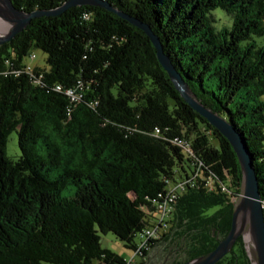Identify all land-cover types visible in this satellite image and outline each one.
Masks as SVG:
<instances>
[{
	"label": "trees",
	"instance_id": "1",
	"mask_svg": "<svg viewBox=\"0 0 264 264\" xmlns=\"http://www.w3.org/2000/svg\"><path fill=\"white\" fill-rule=\"evenodd\" d=\"M66 1L12 0L26 13ZM104 1L149 25L202 105L243 135L264 203V46L253 38H264V0ZM217 9L231 28L217 30ZM34 50L45 52L48 69L25 63ZM157 56L145 32L90 6L35 19L0 46V264H126L100 235L112 233L135 252L169 182L199 169L230 194L182 193L170 233L142 253L177 238L186 258L174 264H181L228 235L242 189L239 159L188 106ZM13 133L17 161L7 156ZM249 261L240 238L218 264Z\"/></svg>",
	"mask_w": 264,
	"mask_h": 264
},
{
	"label": "water",
	"instance_id": "2",
	"mask_svg": "<svg viewBox=\"0 0 264 264\" xmlns=\"http://www.w3.org/2000/svg\"><path fill=\"white\" fill-rule=\"evenodd\" d=\"M84 6L104 8V10L118 15L119 18L130 22L132 26L145 32L157 51L160 65L174 83L177 92L186 100L185 102L188 106L199 113L202 118L206 119L230 141L231 147L239 159L243 174L242 189L240 196L234 203L231 231L213 252L211 251L205 256L197 257L184 264H218L232 252L240 238L245 244L250 264H264V207L259 190L258 171L254 167V158L247 147L248 144L231 122L202 105L189 88V84L176 69L172 60L165 53L160 37L152 31L149 25L119 11V9L104 0H68L63 6L55 10H40L33 13L17 10L12 0H0V20L8 27L5 33L0 31V46L21 34L35 19L58 17L72 8ZM168 244L169 241L161 248H154L149 254L147 264H171V259L175 252L171 256L170 252L174 244L166 250Z\"/></svg>",
	"mask_w": 264,
	"mask_h": 264
},
{
	"label": "built area",
	"instance_id": "3",
	"mask_svg": "<svg viewBox=\"0 0 264 264\" xmlns=\"http://www.w3.org/2000/svg\"><path fill=\"white\" fill-rule=\"evenodd\" d=\"M35 58V57H33ZM29 70V68H28ZM0 74L1 70H0ZM60 90V88H58ZM69 95H75L72 91L67 92ZM160 131L156 130V134L159 135ZM176 145L186 150L188 153L193 154L191 148L188 146L187 141H183L181 139H177L175 141ZM217 185L215 183V179L212 177L202 178L200 169L197 173L192 175L187 180H180L177 183L169 182L170 187L168 191L164 194L159 196L160 201H155L156 204V211L150 212L149 217L151 219V226L143 231L140 234V244H138V248L135 252H132L133 256L130 259L125 258L126 264H136L137 260H143L144 257L142 251L149 250V245L153 242L161 241L163 236L166 234L168 230L171 229V225L169 222L173 220V216L176 211L177 202L182 195V193L186 192L189 189H197V188H204L208 191L217 193L218 191L222 193H229V187L226 184H223L216 179ZM238 198H235L234 201L236 202ZM264 207V203L262 204Z\"/></svg>",
	"mask_w": 264,
	"mask_h": 264
},
{
	"label": "rangeland",
	"instance_id": "4",
	"mask_svg": "<svg viewBox=\"0 0 264 264\" xmlns=\"http://www.w3.org/2000/svg\"><path fill=\"white\" fill-rule=\"evenodd\" d=\"M213 14H214L213 17L216 20L214 25L217 27V30L220 31V30L224 29L225 27L231 28L232 20L230 19V16H229V14L226 11L217 9V10L214 11ZM253 38H254V41H256L257 44H259V46H261V45L264 46V38L255 37V36ZM246 44L247 43H244L242 45H246ZM32 55H35L36 59L32 60L30 58V56H28L25 59V63L26 64H28V65H30L32 67H38L39 66V67L45 68V69L49 68V66L47 64V56L45 55V52H43L42 50H34ZM18 139H19V136L16 133H13L11 135L10 139L8 140L7 156L10 157L11 159H13V161L19 160V158L21 157V154H22L21 150H20V147H19ZM54 176L55 175L53 174V177ZM70 190L66 192V195H70V194L72 195L74 193V189L73 188H70ZM169 233H170V230H168L166 232V234H169ZM100 236H101V239H102L101 245H102V247L104 249H109V250H111V252H113L115 254H118L120 256L126 257V259L132 258V256H133L132 252L127 250L124 247L123 242L120 241L119 239H117L112 233H108L106 235L101 234ZM174 239H175L176 242L168 240L169 244L166 246V250H167L168 248H170L174 244L173 248H172V250L170 252V256L175 252L173 257H172V259H171V264H174L176 262V260H183V259L186 258L185 255L183 254V252H181V250L179 248H177V246L180 244V243H177V238H174ZM137 241L140 242V238H138ZM168 241H165V242H162L160 244H157L156 247H154V248L155 249L156 248H161ZM148 258H149V256L147 258H145V260H144V262L142 264H147V259ZM137 261L138 262L136 264H141L140 260H137Z\"/></svg>",
	"mask_w": 264,
	"mask_h": 264
},
{
	"label": "bare ground",
	"instance_id": "5",
	"mask_svg": "<svg viewBox=\"0 0 264 264\" xmlns=\"http://www.w3.org/2000/svg\"><path fill=\"white\" fill-rule=\"evenodd\" d=\"M8 30V27L3 24V22L0 20V31L2 33H5Z\"/></svg>",
	"mask_w": 264,
	"mask_h": 264
},
{
	"label": "flooded vegetation",
	"instance_id": "6",
	"mask_svg": "<svg viewBox=\"0 0 264 264\" xmlns=\"http://www.w3.org/2000/svg\"><path fill=\"white\" fill-rule=\"evenodd\" d=\"M186 263V262H185ZM182 264V263H181ZM184 264V263H183Z\"/></svg>",
	"mask_w": 264,
	"mask_h": 264
}]
</instances>
